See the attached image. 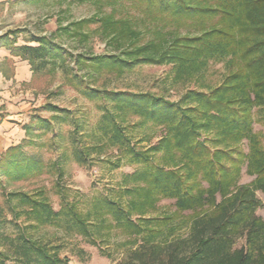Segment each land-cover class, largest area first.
I'll list each match as a JSON object with an SVG mask.
<instances>
[{
	"label": "trees",
	"instance_id": "obj_1",
	"mask_svg": "<svg viewBox=\"0 0 264 264\" xmlns=\"http://www.w3.org/2000/svg\"><path fill=\"white\" fill-rule=\"evenodd\" d=\"M123 1L140 15L138 20L147 31L154 27V39L142 42L136 19L117 16L116 6ZM96 2L101 8L111 5L112 11L61 26V30L89 40L84 26L99 23L102 34L120 47L117 54L74 55L54 36L44 34H32L30 42L36 45H18L17 35L23 32L19 29L0 35V46L28 60L34 77L49 75V65L66 68L72 57L79 69H89L94 75L105 69L122 72L139 63H174L178 76L192 75L212 60L224 59L228 74L209 93L191 90L176 103L151 93L100 91L91 85L87 74L67 69V81L87 96H103L118 109L164 126L166 134L157 145L137 151L126 145L128 138L115 117L105 114L102 130L110 132L113 143L127 149L132 160L146 165L130 175L138 184L126 191L132 195L128 207L103 195L94 199L87 214L68 201L56 211L42 189L32 195L12 191L8 199H16L17 203L10 205L14 217L25 213L24 208L18 211L19 205L26 206L28 216L37 224L64 226L93 244L107 241L110 231L120 228L138 245L126 264H264V218L257 214L264 206L257 196L258 191L264 194V142L253 130L256 120L264 124V0ZM182 29L192 33L181 35ZM204 132L214 133L212 142L220 147L212 149L202 136ZM244 139L248 140V153L239 146ZM23 148L24 142L12 145L0 157V185L4 178L18 182L43 170L44 164L26 156ZM161 150L175 167L149 165L151 152ZM244 164L254 180L240 185ZM162 198L175 200L174 214L145 218ZM187 211L188 217L184 215ZM134 214L138 219H133ZM8 220L5 204H0L3 237L1 228ZM92 220L98 224L101 239L94 236ZM184 225L189 226L188 237L171 240ZM103 229L106 235L101 233ZM242 238L245 244L235 247ZM16 241L11 254L0 252V264L10 260L18 264H71L58 251L25 233Z\"/></svg>",
	"mask_w": 264,
	"mask_h": 264
},
{
	"label": "rangeland",
	"instance_id": "obj_2",
	"mask_svg": "<svg viewBox=\"0 0 264 264\" xmlns=\"http://www.w3.org/2000/svg\"><path fill=\"white\" fill-rule=\"evenodd\" d=\"M8 3V11L0 16V29L7 26L10 30L23 31L17 35L20 45H36L30 42L32 34H44L54 36L74 55L81 53L91 56L120 52V47L102 34L99 23L84 26L83 31L89 33V40L61 30V26L90 18L95 14H108L112 11L111 5L101 8L96 0H10ZM116 10L117 16L128 15L136 19V27L143 33L142 42L156 37L154 27L147 31V27L138 20L140 15L131 9L128 1L118 4ZM186 33L192 32L188 29L180 31L181 35ZM48 69H51L49 75L35 76L31 83H28V86L34 89L35 94L29 97L35 98V107L24 122L30 129L27 131L25 128V137L20 142H24V154L42 162L44 167L38 176L26 180L11 182L3 179L4 182L0 185V204H5L10 220L1 228L5 235H0V252L11 254L14 249L12 242H17V237L25 233L58 251L62 257L69 259L71 264H126L138 245L131 243L132 237L120 228L110 231L107 241L93 244L87 237L68 231L64 226L37 224L28 216L26 206H18V211L25 209V213L19 218L14 217L10 208V205L17 203L16 199L13 202L8 199V194L12 191L32 195L41 189L46 191L56 211L68 201L75 204L80 212L87 214L94 199L103 195L127 208L132 195L126 191L138 184L132 181L130 175L146 165L132 160L129 151L113 143L110 132L102 130L104 115L111 114L115 117L128 138L126 145L134 147L137 151H145L157 145L166 134L164 126L143 121L129 111L118 109L103 96H87L67 81V69L81 75L87 74L91 85L100 91L151 93L180 103L191 90L209 93L219 86L229 71L227 59L212 60L202 70L183 76L177 75L174 63H139L125 68L122 72L105 69L94 75L89 69H79L73 57L68 61L66 68L57 64L56 68L49 65ZM25 100L30 101L25 95L18 98V102ZM254 116L257 118L256 111ZM253 130L264 142V124L256 120ZM202 136L208 139V145L212 149L220 147L212 142L214 133L204 132ZM239 146L248 153L247 139ZM150 155L152 159L149 165L175 167L168 160V154L164 150L151 152ZM78 156L82 161H79ZM181 171L185 173L184 170ZM253 180L254 176L247 172V164H244L239 184H249ZM257 196L264 201L261 191L257 192ZM175 211V200L162 198L157 204V209L148 213L145 218L159 219L172 215ZM189 214V211L184 213L186 217ZM257 214L264 218V206L257 210ZM138 217L133 215V219ZM34 224L39 226L31 227ZM97 225L94 222L91 229L95 232L94 236L101 239ZM189 232V226L184 225L174 233L171 240L186 238ZM101 233L107 234L104 229ZM244 244L245 238H242L235 247ZM7 264L18 262L10 260Z\"/></svg>",
	"mask_w": 264,
	"mask_h": 264
},
{
	"label": "crops",
	"instance_id": "obj_3",
	"mask_svg": "<svg viewBox=\"0 0 264 264\" xmlns=\"http://www.w3.org/2000/svg\"><path fill=\"white\" fill-rule=\"evenodd\" d=\"M8 1L0 0V16L8 11ZM8 30L5 26L0 29V33ZM33 77L28 60L14 56L10 49L0 46V157L10 146L19 144L25 137L24 122L35 107V98L29 97L35 94L34 89L28 86ZM20 95H25L30 101L18 102Z\"/></svg>",
	"mask_w": 264,
	"mask_h": 264
}]
</instances>
